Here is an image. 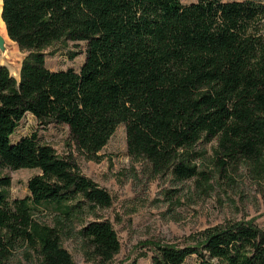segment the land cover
<instances>
[{
    "label": "trees",
    "instance_id": "trees-1",
    "mask_svg": "<svg viewBox=\"0 0 264 264\" xmlns=\"http://www.w3.org/2000/svg\"><path fill=\"white\" fill-rule=\"evenodd\" d=\"M264 2L257 0H4L9 37L28 50L20 79L0 64V167H37L30 193L9 199L11 177H0V264L19 247L42 264H74L59 226L35 216L52 206L65 224L112 195L83 173L72 155L60 156L37 131L13 139L29 114L66 124L87 156L124 123L129 154L180 178L202 174L189 155L217 139L216 158L264 151ZM86 41L79 69H51L45 48ZM77 51H72L74 58ZM78 233L101 264L121 241L109 219L90 220ZM197 254L222 264H264V230L250 222L202 229L182 246L157 244L153 264H182ZM131 264H137L134 260Z\"/></svg>",
    "mask_w": 264,
    "mask_h": 264
},
{
    "label": "rangeland",
    "instance_id": "rangeland-1",
    "mask_svg": "<svg viewBox=\"0 0 264 264\" xmlns=\"http://www.w3.org/2000/svg\"><path fill=\"white\" fill-rule=\"evenodd\" d=\"M182 1L188 4L196 0ZM1 36L0 63H5L11 73L17 70L20 77L28 50L21 49L5 35ZM72 51H77L74 58L70 56ZM85 51L86 41H57L45 48L47 66L79 69ZM15 77L19 78L16 74ZM33 131H37L39 139L51 144L60 156L72 155L81 171L112 195L110 206L86 207L65 224L54 218L57 210L52 206L41 205L35 210L36 217L60 227L62 244L71 252L74 264H101L78 233L81 225L90 220L109 219L118 232L120 250L105 264H131L134 260L137 264H153L157 244L182 246L194 242L197 234L209 226L250 222L264 230V151L255 157L228 159L221 165L215 153L217 139L203 142L189 155L191 165L202 174L180 178L171 168L156 170L146 158L132 157L124 123L118 125L98 157L93 158L77 147L68 125L44 124L32 114L21 120L12 138L15 140ZM40 171L37 167H0V177H11L9 199L29 194L28 180ZM210 261L222 264L217 258ZM8 264L42 263L37 251L19 247ZM182 264L211 263L192 254Z\"/></svg>",
    "mask_w": 264,
    "mask_h": 264
},
{
    "label": "bare ground",
    "instance_id": "bare-ground-1",
    "mask_svg": "<svg viewBox=\"0 0 264 264\" xmlns=\"http://www.w3.org/2000/svg\"><path fill=\"white\" fill-rule=\"evenodd\" d=\"M0 33L2 35H5V37H7V39L11 40L8 33H7L5 22L2 19V0H0ZM19 67H20V65H19ZM12 74H14V75L16 74L19 77V72L14 70V69L12 70Z\"/></svg>",
    "mask_w": 264,
    "mask_h": 264
},
{
    "label": "water",
    "instance_id": "water-1",
    "mask_svg": "<svg viewBox=\"0 0 264 264\" xmlns=\"http://www.w3.org/2000/svg\"><path fill=\"white\" fill-rule=\"evenodd\" d=\"M3 5H4V0H2V18H3ZM6 29H7V27H6ZM7 33H8V30H7ZM8 35H9V33H8ZM10 36V35H9ZM11 38V37H10ZM2 42H3V38H2V36H1V34H0V44H2ZM1 65H6L5 63H0ZM7 66V65H6ZM12 75H14V74H12ZM15 76V75H14ZM18 79H20V77L18 78Z\"/></svg>",
    "mask_w": 264,
    "mask_h": 264
},
{
    "label": "crops",
    "instance_id": "crops-1",
    "mask_svg": "<svg viewBox=\"0 0 264 264\" xmlns=\"http://www.w3.org/2000/svg\"><path fill=\"white\" fill-rule=\"evenodd\" d=\"M20 69V68H19ZM17 71V70H16Z\"/></svg>",
    "mask_w": 264,
    "mask_h": 264
}]
</instances>
